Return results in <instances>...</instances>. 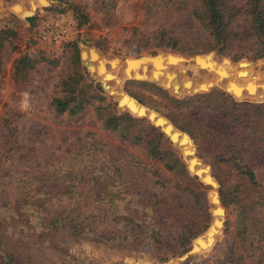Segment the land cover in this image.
Returning a JSON list of instances; mask_svg holds the SVG:
<instances>
[{"label": "rangeland", "instance_id": "374dc122", "mask_svg": "<svg viewBox=\"0 0 264 264\" xmlns=\"http://www.w3.org/2000/svg\"><path fill=\"white\" fill-rule=\"evenodd\" d=\"M14 1L0 0L3 10L0 27L7 25L16 29L15 48L5 45L1 50L0 213H11L16 202L24 197L31 198L30 208L40 223L45 224L63 214L88 226L96 235L120 239L124 227L103 217V203L95 204L87 198L90 177L97 175L98 170L110 169L121 175L128 190L140 192L143 202L157 200L171 206L181 205L191 215L196 229L203 230L205 218L199 214L188 190L183 188L185 184L177 181L159 161L147 157L141 145L122 141L116 133L102 129L94 114L96 104L88 105L74 115L54 111L52 97L58 93L59 82L70 69L68 48L57 58L41 60L38 57L25 78L13 76L12 61L20 52H29L32 35L26 21L28 17L23 16L37 12L40 7L58 4V0H47V5L35 9L32 5L22 4L8 11L7 7ZM74 1L82 5L86 17L79 27L77 43L78 54L82 52V60L79 56L82 72L99 84L105 96L104 103H115L106 85L100 81L102 71L105 75H112L117 69L116 64L108 60L124 61V57L152 54L154 50V53L165 52L154 58L176 54L188 65L195 63L199 56L196 54H202L199 52L210 45L207 35L189 14L194 0ZM244 2L230 0L239 10L230 23L233 31L248 24V16L243 11ZM90 49H95L99 55H92ZM210 51L215 53L210 62L216 64L213 71L218 80L232 79L242 82L241 85L248 83L252 86L264 83V56L251 60ZM96 59L106 61L100 62L97 69L93 67ZM158 65L142 66V72L136 71L133 76L155 79L175 91L185 80L187 89L195 86L190 68L181 74L178 69L175 73L166 70L165 64L160 69ZM148 69L153 70V74L148 75ZM125 80L128 79H123L117 87L123 92H126L123 88ZM145 80L159 85L153 80ZM241 85L234 83L230 90H241ZM130 88L155 100L145 88L135 84ZM213 88L223 91L217 86ZM167 90L177 97L188 94L180 91L176 95ZM115 110L117 113L123 111L116 106ZM184 112L197 129H206L212 134L198 141L190 139L191 147L201 165L209 167L216 191L219 188L225 196V205L222 206V227L218 228L210 247L178 264H217L230 252L236 259L231 264H264V144L247 140L245 137L250 134L228 123L220 112L206 111L198 104L191 105ZM228 144L236 150L234 160L226 156L224 146ZM66 169L72 171L74 177L75 195L70 199L58 197L62 193L60 189ZM246 169L251 171L252 177L248 176ZM41 185L49 187H46L49 195L36 193V187ZM206 189L205 217L210 221ZM211 194L209 192L208 196ZM108 203L114 213H122L123 200L110 197ZM170 237L165 236L164 245L157 248H152L148 241L131 248L120 242L111 245L82 234L39 233L27 237L18 246L12 261L4 262L0 256V264H176L174 258L180 255L181 247Z\"/></svg>", "mask_w": 264, "mask_h": 264}, {"label": "trees", "instance_id": "16d2710c", "mask_svg": "<svg viewBox=\"0 0 264 264\" xmlns=\"http://www.w3.org/2000/svg\"><path fill=\"white\" fill-rule=\"evenodd\" d=\"M22 4L32 5L35 9L39 6L47 5L48 2L47 0H16L7 9L10 11ZM243 7L244 13L248 16V24L240 30L233 31L230 23L233 17L239 13V10L230 3V0H194L189 14L210 41L209 47L199 53L215 50L227 56L232 55L235 58L245 57L251 60L264 56V0H245ZM48 8L68 11L75 18L77 27L82 26L86 21L82 5L78 1L58 0L57 5H52ZM2 11L0 7V13ZM26 21L31 28L34 16L26 18ZM15 36L16 29L14 27L7 25L0 27V73L2 64L1 50L5 45L14 49L13 38ZM68 49L70 69L60 80L58 93L52 97L51 102L54 111L57 114L74 115L82 112L84 107L96 104L94 114L99 120L101 128L116 133L122 141L141 145L147 157L159 161L162 167L170 171L177 181L185 184L183 188L188 190L194 199L199 209V214L203 215L206 223L203 230L201 228L196 229L191 215L181 205L171 206L164 201L157 200L143 202L140 200L141 193L128 190L121 175H117V171L112 172L110 169H104L98 170L97 175L90 177L87 198L95 204L103 203L105 206L103 217L109 218L110 221H114L124 227V235L120 239L114 236L96 235L88 226L75 221L72 217L67 218L63 214L56 215L45 224L40 223L37 214L30 208L31 198L24 197L20 199V202H16L15 207L10 210L12 211L11 213H0V256H2L4 262L12 261L18 252V246L27 237L39 233L46 234L62 231L74 236L82 234L86 238L94 237L111 245L120 242L131 248L138 247L143 241H148L152 248H157L159 245H164L165 236L171 235V240L181 247L179 252L181 255L188 249L192 239L202 234L210 223L208 218L205 217L207 216L204 199L206 186L201 183L199 178L190 173L192 171L189 172L186 169L185 162L172 147L167 137L157 126H154L149 121L161 124L167 131L170 130V126L163 125L164 120L161 117H157L154 113H150L145 107L158 112L167 118L176 129L187 134L193 141H198L201 138H205V136H212L206 129H197L184 112L191 105L198 104L206 111L222 113L223 119L228 123L240 128L242 131H247L250 134V137H245L247 140H255L264 144V102L244 100L264 101V96L259 94V91L264 88V83L259 86H252L248 83L241 85L242 82L232 79H230L231 81L218 80L213 71L216 64L210 62V58H213L210 55L198 56L195 59V63L188 65H186L183 57H178L179 55L176 54H167L164 58L142 56L135 59L127 58L124 61H119L118 59L108 60V62L116 64L117 69L112 75L106 74L102 80L106 85L107 91H114L117 97L121 98L119 104H124L120 109L125 111L117 113L115 103L111 101L104 103L105 96L99 84L94 82L86 72H82L83 66L80 63L77 42L69 44ZM89 52L92 55H99L95 49H90ZM152 54H154V50ZM39 59L45 58L39 57ZM39 59L31 57L25 52H20L11 64L13 76L19 79L25 78L27 72ZM102 61L106 60L96 59L93 67L98 69V65ZM152 63H164L166 70H173L176 73L178 69L181 74H184L190 68L194 76L195 86L200 85V87H203L204 90L208 89V91L183 94V96L177 97L152 81L135 79L124 81L123 88L128 95L117 88L123 79L133 76V74L130 75L131 73H128L129 68H134V66L140 68L146 65L150 67ZM120 70L123 73H127L125 75L121 74L119 73ZM133 77L139 78L137 76ZM141 78L150 79L149 77ZM151 80L156 81L155 79ZM234 83L241 85L239 87L241 90L231 91L230 86ZM132 84L145 88L146 91L154 96L155 100L132 90L130 88ZM212 86L232 92L236 99L242 100L238 101L228 93ZM250 86H252V89L249 88ZM244 88L246 89L244 90ZM242 90L243 92L239 93ZM171 135L174 140H178L179 145L184 144L183 147H179L181 153H192L191 144L185 135H181L178 138L176 131H173ZM224 147L228 154L226 156L234 160L236 158V150L229 144ZM188 159L190 161L193 160V164L197 165L193 170L198 173L201 171L205 172L204 166L194 156L191 155ZM245 172L249 177H252L251 171L246 169ZM72 173V171L66 169V175L60 189L62 193L58 194V197L65 196L70 199L75 195ZM204 176L205 173L203 174ZM46 187L49 188L47 185L36 187V193L49 195L50 192H48ZM39 190L42 191L38 192ZM217 191L221 206H224L225 196L219 188ZM110 197L124 201L122 213L116 214L112 211L108 203ZM209 214L211 216V206H209ZM201 230L202 232L200 233ZM215 235L213 236L214 238ZM200 239L205 241L203 236ZM209 244L210 242L204 243L206 248L209 247ZM234 260L236 259L233 253L230 252L219 259L217 264H231ZM142 264H148V262Z\"/></svg>", "mask_w": 264, "mask_h": 264}, {"label": "water", "instance_id": "95a60500", "mask_svg": "<svg viewBox=\"0 0 264 264\" xmlns=\"http://www.w3.org/2000/svg\"><path fill=\"white\" fill-rule=\"evenodd\" d=\"M34 12V11H33ZM33 12L30 14V15H26V16H23V17H30L32 16ZM165 52L164 51H158L154 54H141V55H138V56H129V57H124L123 60H125L126 58H139V57H142V56H148V57H152L154 58L155 56L157 55H162L164 54ZM205 54H211L213 57L215 56V53L212 52V51H209V52H206V53H202V54H196L197 56L199 55H205ZM79 56H80V59L82 60L81 58V51L79 52ZM194 56V55H193ZM191 56V57H193ZM189 57V58H191ZM227 59V58H225ZM228 60V59H227ZM83 62V61H82ZM240 63V62H239ZM140 71V68L138 69ZM131 71H129L128 73H130ZM119 73H123L122 71L119 72ZM127 73V72H126ZM125 72L123 73L124 75L126 74ZM125 79H138V80H145V79H141V78H135V77H127ZM151 80V79H149ZM159 85L163 88H166V89H169L170 90V87H165L163 85V83L161 82H158ZM246 88H244L245 90ZM185 88L182 90L184 91ZM205 91H208L207 90H195L194 88L192 90H189L188 92L186 91V93L188 94H192V93H197V92H205ZM225 91V90H223ZM226 92V91H225ZM114 99H115V105L118 109H120V107H122L124 104H119L121 102V98H118L117 95L113 92H108ZM126 93V92H124ZM228 93V92H226ZM127 94V93H126ZM174 94V93H173ZM135 100V99H134ZM237 100H242V99H237ZM136 101V100H135ZM258 102H264V101H258ZM145 109H147L150 113H154L157 117H161L163 120H164V123L163 125H169L170 126V130H165L161 124H156L155 122H151L149 121L147 118L146 120L149 121L150 123H152L154 126H157L160 131L167 137V139L170 141V143L172 144L173 148L176 150V152L182 157L183 161L185 162L186 164V169L190 172L192 175L196 176L197 178H199V180L201 181V183L207 187L206 189V199H207V202L209 204V206H211V219H210V223L209 225L206 227V229L203 231L202 234L196 236L195 238L192 239L188 249L183 252L181 255L177 256L176 258H174L176 264H178L179 262H182L188 258H194L196 256V254L200 253L201 251L203 252V250L206 249V246L204 245V243H208L210 242V244L208 245L210 247V245L212 244L213 242V239H214V235L216 234V231L218 228H221L222 227V216L224 214V210L221 206V203H220V200L218 198V193L216 191V182H214L213 178L211 177L210 175V171H209V167L207 165H203L204 166V170L205 172L201 171V172H197L195 170H193V168L195 167V164L191 163L190 159H188L191 154H193V151L191 154H183V152L181 153L180 152V145L178 144V140H173V136L171 135V131H176L177 132V136H181V135H185L187 137V139L189 140V143L191 144L192 146V142L189 138L188 135H186L185 133L179 131L178 129H176L172 124L171 122L165 118L164 116L160 115L159 113L155 112L154 110L152 109H149L147 107H145ZM120 110H123V109H120ZM125 111V110H123ZM128 113H130L129 111H126ZM138 117H144V116H138ZM188 159V161H186ZM205 173V176L203 177V174ZM202 175V177H201ZM209 192H212V194L210 196H208V193ZM200 236H203L205 241H202L200 239Z\"/></svg>", "mask_w": 264, "mask_h": 264}, {"label": "built area", "instance_id": "2783aa9c", "mask_svg": "<svg viewBox=\"0 0 264 264\" xmlns=\"http://www.w3.org/2000/svg\"><path fill=\"white\" fill-rule=\"evenodd\" d=\"M29 52L31 57L57 58L77 42L79 27L75 18L66 10L40 7L33 13Z\"/></svg>", "mask_w": 264, "mask_h": 264}, {"label": "bare ground", "instance_id": "6f19581e", "mask_svg": "<svg viewBox=\"0 0 264 264\" xmlns=\"http://www.w3.org/2000/svg\"><path fill=\"white\" fill-rule=\"evenodd\" d=\"M206 55H210L211 57H213L211 54H206ZM164 64H162V63H160L157 67L160 69L162 66H163ZM139 68H137V66H134V68H129V71H131L130 73L131 74H133L134 72H136V71H138V72H142V70H143V68L141 67L140 68V71L138 70ZM150 69V68H149ZM148 69V75L150 74H153V70H149ZM106 75H105V73L102 71V78H104ZM136 78V77H135ZM141 79H143V78H141ZM100 81H102L103 82V80L101 79ZM154 81V80H153ZM186 81V80H185ZM185 81H183V82H181V85H179V87H178V91H175V89L174 88H172V87H170V92L171 93H174V94H176V95H178L179 94V92L180 91H182L184 88H185V90H184V92L186 93V91L188 92L189 90H192L193 88L195 89V90H204V88L203 87H200V85H198V86H194V87H191V88H189V89H187L185 86H184V82ZM156 82V81H155ZM104 83V82H103ZM163 85L165 86V87H169V86H166V84L165 83H163ZM213 87V86H212ZM262 89V88H261ZM226 92H228L229 94H231L234 98H236L235 97V95L232 93V92H229V91H226ZM259 94H261V95H263L264 96V88L261 90V91H259ZM128 95V94H127ZM131 97V96H130ZM133 98V97H132ZM134 99V98H133ZM140 104V103H139ZM142 105V104H141ZM145 107V106H144ZM173 132V131H172ZM172 132H171V134H172ZM180 136H178V138H179ZM173 140H174V138H173ZM183 145L184 144H182V145H180V147L182 146L183 147ZM192 155V154H191ZM192 156H194V155H192ZM195 168V167H194Z\"/></svg>", "mask_w": 264, "mask_h": 264}]
</instances>
